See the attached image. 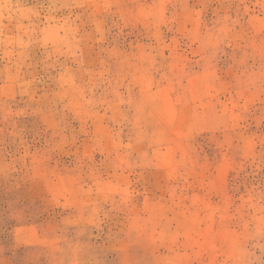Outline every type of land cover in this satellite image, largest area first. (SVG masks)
<instances>
[{"label":"rangeland","instance_id":"obj_1","mask_svg":"<svg viewBox=\"0 0 264 264\" xmlns=\"http://www.w3.org/2000/svg\"><path fill=\"white\" fill-rule=\"evenodd\" d=\"M0 264H264V0H0Z\"/></svg>","mask_w":264,"mask_h":264}]
</instances>
